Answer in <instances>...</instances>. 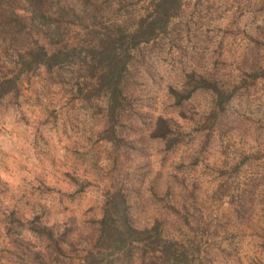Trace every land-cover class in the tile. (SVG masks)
<instances>
[{
    "label": "rangeland",
    "instance_id": "obj_1",
    "mask_svg": "<svg viewBox=\"0 0 264 264\" xmlns=\"http://www.w3.org/2000/svg\"><path fill=\"white\" fill-rule=\"evenodd\" d=\"M115 1L102 8L124 16ZM120 2L130 14L149 4ZM34 3L0 0V41L15 35L22 45L25 32L15 20L34 12ZM257 41L264 43V0H185L170 35L136 54L135 110L122 147L104 140L106 119L80 99L72 68L24 78L19 98L0 105V264H81L98 237L107 193L116 189L127 195L136 225L163 220L181 229L210 264H264V159L237 178L230 170L244 152L264 151V84L235 102L239 124L206 149L198 147L196 123L209 97L175 106L170 95L191 71L230 79L252 61L264 63L253 50ZM8 67L0 55V77ZM159 116L182 128L177 149L152 140ZM238 201L247 205L240 215Z\"/></svg>",
    "mask_w": 264,
    "mask_h": 264
},
{
    "label": "trees",
    "instance_id": "obj_2",
    "mask_svg": "<svg viewBox=\"0 0 264 264\" xmlns=\"http://www.w3.org/2000/svg\"><path fill=\"white\" fill-rule=\"evenodd\" d=\"M34 2V12L15 20V25L21 24L25 32L22 45L18 46L15 35L12 40L4 41V38L0 41V55L10 70L0 77V105L9 98H19L24 78L40 71L51 73L72 68L77 76L78 96L95 106L106 119L104 140L117 147L124 146L127 114L135 110L130 89L136 54L141 48L170 35L185 0H149L147 8L141 10L142 14H130L128 5L121 6L120 0H116L119 12L126 10L124 16L118 17L108 16L106 7L102 8V5L110 6V0ZM73 29L82 32L78 39L67 35ZM253 50L264 54V43L257 41ZM259 61H252L249 70L230 79L191 71L185 75L180 88H170L175 106H182L198 94L209 97L196 123L200 149H206L216 138L223 141L222 138L239 124L240 116L233 105L253 86L264 84V63ZM181 130L174 119L159 116L155 119L151 138L172 151L184 142ZM237 157L240 162L230 165L236 178L245 166L263 160L264 151H246ZM229 161L227 157L224 165L228 166ZM234 208L240 215L247 205L238 201ZM174 220L172 225L178 222L177 218ZM189 236L163 220L139 227L133 219L127 195L116 189L107 193L98 237L81 259V264H210L204 258L200 244Z\"/></svg>",
    "mask_w": 264,
    "mask_h": 264
}]
</instances>
